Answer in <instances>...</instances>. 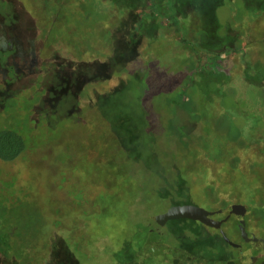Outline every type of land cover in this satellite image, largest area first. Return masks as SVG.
<instances>
[{"label":"rangeland","instance_id":"obj_1","mask_svg":"<svg viewBox=\"0 0 264 264\" xmlns=\"http://www.w3.org/2000/svg\"><path fill=\"white\" fill-rule=\"evenodd\" d=\"M11 1L0 0V131L20 133L25 150L0 164L7 254L65 264L50 254L61 241L79 264H124L138 253L122 250L125 226L137 223L214 258L202 223L157 217L206 206L209 191L237 196L242 181L221 173L232 163L245 165L238 179L262 181L264 0ZM89 62L109 68L93 78ZM77 67L84 82L57 79Z\"/></svg>","mask_w":264,"mask_h":264},{"label":"flooded vegetation","instance_id":"obj_2","mask_svg":"<svg viewBox=\"0 0 264 264\" xmlns=\"http://www.w3.org/2000/svg\"><path fill=\"white\" fill-rule=\"evenodd\" d=\"M206 197L209 204L199 207L207 210V217L218 224L211 225L203 220L193 219L202 223L208 232V247H217L214 258H201L195 246L190 243L188 248L183 245L182 250H178L166 240V234L160 230L154 237L144 236L136 223L130 241L125 240L126 246L122 250L126 251V247L130 246L138 253L134 258L126 259L124 264H264V214L256 210L257 206L227 203L224 200L213 203L208 195ZM234 204H242L244 210L232 211Z\"/></svg>","mask_w":264,"mask_h":264},{"label":"trees","instance_id":"obj_3","mask_svg":"<svg viewBox=\"0 0 264 264\" xmlns=\"http://www.w3.org/2000/svg\"><path fill=\"white\" fill-rule=\"evenodd\" d=\"M205 1V3H208L207 0H203ZM146 5V4H145ZM139 7V6H137ZM0 18L1 17V13H0ZM15 18V16H14ZM123 44V43H122ZM122 51V50H121ZM254 53L255 51L252 52L253 56L250 57V62L256 63V64H262L260 63V60L253 58L254 57ZM129 56H127L125 53L124 55H118V61L121 64L126 63L127 60H129L131 57H134L135 53L133 51L128 53ZM58 58V56H57ZM229 58V57H227ZM109 59V58H108ZM110 60V59H109ZM111 62V60H110ZM71 62H67L68 66L72 68V64H70ZM81 64H78V66L83 65L84 62H79ZM93 65V73H92V77L93 78H100L101 74H103V70L106 69L107 66L104 65H96V63L94 62H89ZM74 66V65H73ZM105 67V68H104ZM247 65H243L240 63V66L237 67L238 69L243 70H247L248 68ZM109 68V67H107ZM111 69H113V64L111 62ZM102 70V71H101ZM250 71V70H249ZM74 74V80L76 85H79L81 82H84L86 80V78L81 74V71L77 68H74L73 71H69L66 72L63 76L62 75H57V79H61L63 81H65V79H71V75ZM243 76L245 74H243V72L241 73ZM247 76H250V74L248 72H246ZM75 75L78 76L77 79H75ZM258 75H255V77ZM70 77V78H69ZM253 77V76H251ZM64 78V79H63ZM243 78V77H242ZM260 78V77H258ZM25 150V142H24V138L23 136L18 133L15 130L12 129H3L0 131V164L1 161H5V162H11L15 159H17L19 157V155ZM245 159H247V156L244 157ZM248 160V159H247ZM236 163H232L229 166H227L228 168L223 167V171L221 173H223V178L224 180L227 179L228 183H232L231 182V178L229 177V175L233 178V173L236 175V180H240L242 181V184H236V183H232L233 184V188H234V192L236 193L237 196H235L234 194H232L231 189H227L224 192H218V191H209L207 193V195L210 197V199H212L211 201L213 203H217L218 201L224 202L226 201L228 202H239L242 203L246 206H257L258 211H260L262 214H264V172L262 170V168H259L256 166L254 169V173L257 176L256 178H258V180H262L261 181V185L258 182H254L253 181H246L243 177H241L240 179L237 178V174L238 172H235V170L239 167L241 169H244L245 165L241 164L240 162L237 164ZM236 165V166H235ZM13 168V167H12ZM14 169V168H13ZM258 169V170H257ZM257 171V172H256ZM224 196V197H222ZM255 208V207H254ZM124 219H123V225H124ZM126 228V235L131 236L132 235V230L133 227L132 226H125ZM101 239V238H100ZM0 243L5 244L4 246H2V244H0V257H1V264H21L23 261V256L20 255L19 258H17L16 260H14L13 258H11L8 254L12 253V249L9 246L10 242L7 241H1ZM60 245L57 247V250H53L51 249V256L53 257V259H60V253H61V257H65L66 259H64L63 261H67V263L65 264H79L78 260L75 258L74 253L72 252V250L70 248H68L67 246H64L63 242H59ZM99 238L94 241L93 245L96 244V246H100L99 244ZM114 247L111 248V251ZM8 253V254H7ZM13 256V255H12ZM18 262V263H17ZM63 264V262H61Z\"/></svg>","mask_w":264,"mask_h":264},{"label":"water","instance_id":"obj_4","mask_svg":"<svg viewBox=\"0 0 264 264\" xmlns=\"http://www.w3.org/2000/svg\"><path fill=\"white\" fill-rule=\"evenodd\" d=\"M235 209L244 210V206L242 204H234L232 205V211H235ZM208 213L209 212L207 210L199 206H195L191 204L176 205L170 207L166 212L160 214L157 217V220L164 221L170 216H190L193 218L203 220L211 225H217L218 224L217 222L207 217Z\"/></svg>","mask_w":264,"mask_h":264},{"label":"crops","instance_id":"obj_5","mask_svg":"<svg viewBox=\"0 0 264 264\" xmlns=\"http://www.w3.org/2000/svg\"><path fill=\"white\" fill-rule=\"evenodd\" d=\"M8 1H10V0H8ZM12 1H14V0H12ZM11 1V2H12ZM13 4V3H12ZM15 7V6H14ZM13 11H14V9H13ZM15 12V11H14ZM27 17H29V16H27ZM22 20V19H21ZM260 25L262 26V22L260 21ZM253 50L254 49H252V51L250 52L251 53V56H253V54H252V52H253ZM257 56H260V51L259 50H256L255 51V53H254V57L253 58H255V59H258V60H260V58H257ZM261 57V56H260Z\"/></svg>","mask_w":264,"mask_h":264}]
</instances>
